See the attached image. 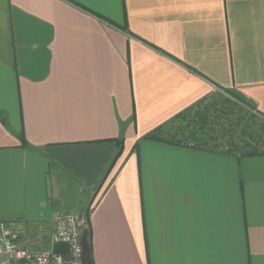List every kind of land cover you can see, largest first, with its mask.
<instances>
[{
	"label": "crops",
	"instance_id": "0c3cea01",
	"mask_svg": "<svg viewBox=\"0 0 264 264\" xmlns=\"http://www.w3.org/2000/svg\"><path fill=\"white\" fill-rule=\"evenodd\" d=\"M223 89L264 117V0H0V220L43 248L89 205L92 264H264V153L146 137Z\"/></svg>",
	"mask_w": 264,
	"mask_h": 264
},
{
	"label": "trees",
	"instance_id": "16d2710c",
	"mask_svg": "<svg viewBox=\"0 0 264 264\" xmlns=\"http://www.w3.org/2000/svg\"><path fill=\"white\" fill-rule=\"evenodd\" d=\"M226 95L216 92L211 97L200 100L186 110L175 115L164 126L146 135L148 138L164 139L161 134L174 127L176 132L170 139L177 143H187L197 147H207L237 156L264 153V117L241 93L233 89H223ZM174 138V139H173ZM119 149L108 165L101 182L122 151ZM137 147V145H135ZM90 207L82 211L81 228L87 229V240L91 256ZM92 259V256H91Z\"/></svg>",
	"mask_w": 264,
	"mask_h": 264
},
{
	"label": "built area",
	"instance_id": "2783aa9c",
	"mask_svg": "<svg viewBox=\"0 0 264 264\" xmlns=\"http://www.w3.org/2000/svg\"><path fill=\"white\" fill-rule=\"evenodd\" d=\"M51 233L43 248L20 242L23 230L0 220V264H82L81 228L70 212L54 211Z\"/></svg>",
	"mask_w": 264,
	"mask_h": 264
},
{
	"label": "water",
	"instance_id": "95a60500",
	"mask_svg": "<svg viewBox=\"0 0 264 264\" xmlns=\"http://www.w3.org/2000/svg\"><path fill=\"white\" fill-rule=\"evenodd\" d=\"M79 216V220H80ZM87 229L82 230V235L80 238V243L82 246V264H92L91 256H90V249H89V244L87 240Z\"/></svg>",
	"mask_w": 264,
	"mask_h": 264
},
{
	"label": "bare ground",
	"instance_id": "6f19581e",
	"mask_svg": "<svg viewBox=\"0 0 264 264\" xmlns=\"http://www.w3.org/2000/svg\"><path fill=\"white\" fill-rule=\"evenodd\" d=\"M76 216V215H75ZM79 216H80V218H81V215L79 214L78 215V217H77V219H78V221H79V225H80V228H81V221H82V218L79 220ZM81 230H83L82 228H81ZM81 235H82V231H81ZM81 238V237H80Z\"/></svg>",
	"mask_w": 264,
	"mask_h": 264
},
{
	"label": "rangeland",
	"instance_id": "374dc122",
	"mask_svg": "<svg viewBox=\"0 0 264 264\" xmlns=\"http://www.w3.org/2000/svg\"><path fill=\"white\" fill-rule=\"evenodd\" d=\"M170 131H171V132H173V131L176 132V130H174V127H172V128L170 129Z\"/></svg>",
	"mask_w": 264,
	"mask_h": 264
}]
</instances>
